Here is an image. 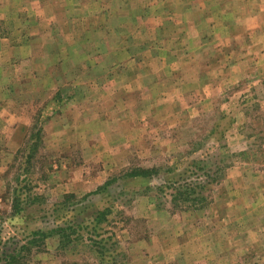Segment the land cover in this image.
Here are the masks:
<instances>
[{
    "label": "rangeland",
    "instance_id": "374dc122",
    "mask_svg": "<svg viewBox=\"0 0 264 264\" xmlns=\"http://www.w3.org/2000/svg\"><path fill=\"white\" fill-rule=\"evenodd\" d=\"M0 264H264V0H0Z\"/></svg>",
    "mask_w": 264,
    "mask_h": 264
}]
</instances>
